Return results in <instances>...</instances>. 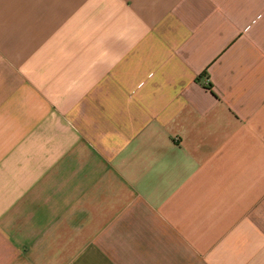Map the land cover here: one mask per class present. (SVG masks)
I'll return each instance as SVG.
<instances>
[{
    "label": "crops",
    "instance_id": "0c3cea01",
    "mask_svg": "<svg viewBox=\"0 0 264 264\" xmlns=\"http://www.w3.org/2000/svg\"><path fill=\"white\" fill-rule=\"evenodd\" d=\"M0 264H264V0H0Z\"/></svg>",
    "mask_w": 264,
    "mask_h": 264
}]
</instances>
